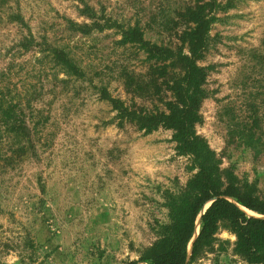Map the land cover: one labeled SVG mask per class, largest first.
Segmentation results:
<instances>
[{"label": "rangeland", "instance_id": "rangeland-1", "mask_svg": "<svg viewBox=\"0 0 264 264\" xmlns=\"http://www.w3.org/2000/svg\"><path fill=\"white\" fill-rule=\"evenodd\" d=\"M215 2L212 12L211 1L199 4L216 20L199 62L207 81L196 132L244 191L264 199V0ZM191 7L194 0H0V99H12L23 127L22 143L0 153V264H129L160 241L169 198L196 173L192 159L178 152L173 130L120 114L104 89L138 116L165 110L168 85L123 33L138 27L150 43L180 46ZM74 24L93 28L84 35ZM53 47L81 77L54 63ZM236 241L221 223L187 264H248Z\"/></svg>", "mask_w": 264, "mask_h": 264}, {"label": "trees", "instance_id": "trees-1", "mask_svg": "<svg viewBox=\"0 0 264 264\" xmlns=\"http://www.w3.org/2000/svg\"><path fill=\"white\" fill-rule=\"evenodd\" d=\"M205 1L194 0L196 7L182 14L186 24L191 26L182 32L180 46L150 43L144 39V32L138 27H129L123 33V43L139 44L148 54L147 59L154 61L149 69L152 77L159 74V78H164L163 85H168L170 98L164 102L165 110L138 116L124 102L110 97L104 89L107 99L120 114L138 120L144 128L157 129L162 126L173 130L178 152L191 157L196 171L187 186L169 198V223L162 226L160 241L139 261L129 264H187L188 259L194 260L203 246L208 247L213 243L221 223H226L236 235L235 252L238 255L248 264H264V199L244 191L236 178L222 169L217 154L196 132V125L200 121L199 111L206 98L204 87L207 81V68L199 65V62L204 59L209 48L210 26L216 20L211 15L216 6L215 0H208L213 3L209 13L199 6ZM90 17L93 19L94 15L90 13ZM95 25L101 26L99 23ZM74 26L84 35H89L93 28L88 25ZM97 28L99 31L104 30L102 27ZM49 55L68 76H82V69L64 49L53 47ZM170 69L179 72L169 77ZM152 83L147 88L150 85L156 87L157 80ZM131 84L130 81L128 86ZM16 108L12 99H0V153L6 142L11 148L22 143L20 130L23 127L17 124ZM209 202L212 204L202 215L200 233L189 256L188 247L195 235L197 219ZM242 208L259 217L249 216Z\"/></svg>", "mask_w": 264, "mask_h": 264}, {"label": "water", "instance_id": "water-1", "mask_svg": "<svg viewBox=\"0 0 264 264\" xmlns=\"http://www.w3.org/2000/svg\"><path fill=\"white\" fill-rule=\"evenodd\" d=\"M212 204V202H210L207 206H206V208L204 209V211H203V213L200 215V218H201V216L206 212V210L209 208V206ZM199 235V234H198Z\"/></svg>", "mask_w": 264, "mask_h": 264}]
</instances>
